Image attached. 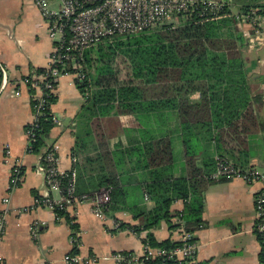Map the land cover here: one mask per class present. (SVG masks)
Listing matches in <instances>:
<instances>
[{"label": "crops", "instance_id": "obj_1", "mask_svg": "<svg viewBox=\"0 0 264 264\" xmlns=\"http://www.w3.org/2000/svg\"><path fill=\"white\" fill-rule=\"evenodd\" d=\"M59 4L60 0H46L50 11L57 10ZM48 26L35 0H0V65L5 74V88L0 93V212L6 211L5 233L0 241L3 264H69L64 261L68 253L96 258L91 264H116L111 258L113 253L140 255L148 232L157 242L165 239L178 242L179 228L170 229L165 221L153 229L140 228L139 232L127 226H138L134 214L140 206L146 210L154 207L153 200L144 191L149 182V170L132 168L129 161L127 150L134 142L152 135L168 138L173 152L169 172L174 178L187 175L179 118L175 112L110 113L98 119L101 128L97 131L82 116L84 100L74 77L61 75L55 87L56 100L50 108L61 124L51 128L39 153L27 151L25 130L33 120L30 97L34 92H30L22 80L32 70L46 68L49 64L53 41ZM247 28L248 33L253 31ZM246 39L255 47V57L251 55L250 42L244 52L247 80L254 98V120L244 127L239 125L236 131L227 126L216 129L217 143L200 139L193 157L197 166H203L206 160L215 162L216 157H224L242 169L264 172V42L260 44L256 34ZM191 98L196 100L198 95L193 94ZM154 99L150 94L140 98ZM98 135L105 138L113 167L110 161L104 165L103 152L96 144ZM47 146L56 149L60 171L70 169L76 160L78 185L85 192L92 191L102 176L115 171L120 185L127 190V204L112 216L99 219L91 203L82 202L67 207L65 211L70 220L62 217L57 221L50 209L35 205V198L46 195L39 163ZM15 164L22 169L21 178L17 185L9 188L10 171ZM263 187V182L247 183L239 178H222L208 185L203 192L202 224L193 231L196 254L193 261L186 264H260V243L254 229L255 198ZM58 196L56 192L51 193L55 199ZM5 197L7 203L3 201ZM182 208L180 199L170 206L172 212ZM35 221L41 222V229L33 239L30 228ZM121 224L126 226L119 227Z\"/></svg>", "mask_w": 264, "mask_h": 264}, {"label": "trees", "instance_id": "obj_2", "mask_svg": "<svg viewBox=\"0 0 264 264\" xmlns=\"http://www.w3.org/2000/svg\"><path fill=\"white\" fill-rule=\"evenodd\" d=\"M75 1L91 6L100 0ZM211 1L219 4L220 8L210 9L199 3L185 12L172 13L141 32L114 36L112 41L99 43H114L107 48L110 56L102 49L95 52L89 48L82 53V78L74 77V83L84 100L82 116L97 131L101 128L98 119L110 113L169 110L179 118L186 157L185 177L174 178L169 172L173 152L168 138L157 135L142 137L127 150L132 168L149 170V182L144 191L154 202L151 210L141 206L136 210L134 216L139 221L138 226L127 225L134 232H139L140 228L153 229L161 221L168 223L170 229L182 226L185 231H195L202 224L203 192L217 181L209 177L215 170L214 161L206 160L203 166L194 162L198 141L213 140L217 143L216 129L227 126L236 131L239 125L244 127L254 120V98L247 80L246 59L240 47L243 36L237 28L236 17L248 15L255 26L264 25V0ZM230 6L237 10L236 14H232ZM119 51L123 55L121 70L113 65ZM93 54L97 56L95 65L91 63L95 57ZM34 71L42 73L45 69ZM66 73L74 75L75 72L70 70ZM146 94L155 99L140 100ZM193 94H197L198 99L192 100ZM55 100V93L48 94L49 110L39 116L32 128L34 140L29 153L40 152L49 131L55 126L50 115V105ZM96 144L103 152L104 165L110 161L113 167L104 136L98 135ZM115 165L117 167L118 162L115 161ZM101 178L92 191L85 192L79 188L80 177L77 174L76 192L78 195L92 194L101 187L109 188L110 200L105 207V215L112 216L127 204V190L120 185L115 171ZM179 199L183 201L182 210L172 212L171 203ZM67 214V211H59V215L70 220ZM260 223L264 225V216ZM254 229L259 243L263 244L264 231L258 230L257 221ZM144 243L164 250L179 246V242L170 239L157 242L151 232L147 233ZM156 263L157 260L145 264Z\"/></svg>", "mask_w": 264, "mask_h": 264}, {"label": "built area", "instance_id": "obj_3", "mask_svg": "<svg viewBox=\"0 0 264 264\" xmlns=\"http://www.w3.org/2000/svg\"><path fill=\"white\" fill-rule=\"evenodd\" d=\"M43 16L47 19L48 32L53 41V50L49 64L45 71L37 73L32 70L24 77L22 82L33 90L31 105L33 109V120L26 126L27 151L34 140L32 128L38 122V118L49 110L48 94L55 92L57 80L67 71L73 70L75 78H82L83 52L103 41H112L114 36L136 34L153 26L156 22L168 18L172 13L185 12L191 7L202 3L210 9H219L220 6L214 1L208 0H100L91 6H84L75 0H60L57 10L50 11L47 8L46 0H35ZM245 21L255 26L253 19L244 15ZM261 26V25H259ZM263 27V26H262ZM71 75V74H70ZM4 71L0 65V93L4 91ZM0 82V83H1ZM15 94H19L15 91ZM51 106V105H50ZM51 113V109H50ZM55 125L61 121L54 114H50ZM9 154V149L5 150ZM76 160L67 171H60L57 166V153L53 146H47L41 155L39 170L43 173L46 187V195L35 198V205H42L50 209L57 221L62 216L59 211L67 210L68 206L78 203L89 202L92 205L93 213L99 219H105V207L110 200V189L101 188L92 194L78 195L76 192L77 172ZM215 170L209 175L214 180L239 178L247 183L263 182L264 172L258 173L254 169H242L223 157H216ZM21 178V168L18 164L11 167L10 186L17 185ZM58 193V198L51 197V193ZM7 203V198L3 200ZM255 211L258 230L264 231V225L260 219L264 216V187L255 198ZM6 211L0 212V241L5 233ZM41 222L35 221L31 225L30 232L33 239H36L40 232ZM118 225V224H116ZM179 246L170 250L151 247L143 243L140 255L124 252H116L111 258L116 264H139L157 260L156 264H186L193 261L197 250V243L194 233L185 231L179 227ZM261 260L264 264V239L260 244ZM64 261L69 264H91L96 258L79 255L66 254ZM4 259L0 253V264Z\"/></svg>", "mask_w": 264, "mask_h": 264}, {"label": "rangeland", "instance_id": "obj_4", "mask_svg": "<svg viewBox=\"0 0 264 264\" xmlns=\"http://www.w3.org/2000/svg\"><path fill=\"white\" fill-rule=\"evenodd\" d=\"M208 1H211V0H208ZM230 9H231L232 14L237 13V10L233 6H230ZM226 15H224V16H226ZM245 18L246 17H244V15H240V16L238 15L236 17V19L238 21L237 22V28H238L240 33L242 32L245 35V37H244L243 34L241 33L243 37H241L242 40L240 43V47H241L243 55H244V52L246 51V48L248 47L249 42H250V49L252 50L251 55H253V57H255V47L253 46V42H251V41L248 42V40L246 38H248L249 36H252V38H253V36L256 34V39L260 42V44H262L264 42V25L260 24L261 26H259V27L258 26H251V25L247 24V22L245 21ZM247 26L250 27L253 31L248 33ZM108 46H114V43L113 42L112 43L107 42V43H102L100 45H96L93 48H91V51L96 52L97 50L102 49L104 52L108 51L106 54L110 56V50L107 49ZM120 52L121 51L117 52V55L115 56V59L113 62V65L118 66L119 69L121 68L120 66L123 65L120 63L122 56H123ZM248 52H249V50L247 51V53ZM93 55H95V54H93ZM96 55H97V53H96ZM96 55H95V57L93 56L94 58L92 59V62H91V63H93V65L96 64L95 62H97V56ZM105 60H107V59H105ZM123 75H124V72H122V77H121V79H123L122 81L125 80V77H123Z\"/></svg>", "mask_w": 264, "mask_h": 264}]
</instances>
